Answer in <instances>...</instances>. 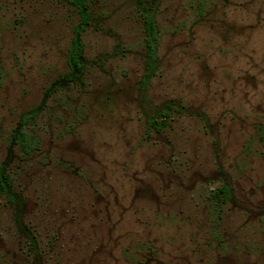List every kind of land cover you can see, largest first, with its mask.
<instances>
[{"label": "rangeland", "instance_id": "1", "mask_svg": "<svg viewBox=\"0 0 264 264\" xmlns=\"http://www.w3.org/2000/svg\"><path fill=\"white\" fill-rule=\"evenodd\" d=\"M82 3L0 0V264H264V0Z\"/></svg>", "mask_w": 264, "mask_h": 264}, {"label": "trees", "instance_id": "2", "mask_svg": "<svg viewBox=\"0 0 264 264\" xmlns=\"http://www.w3.org/2000/svg\"><path fill=\"white\" fill-rule=\"evenodd\" d=\"M69 2L72 3L73 5H78L80 7L83 5L82 3L83 0H69ZM150 26H151V37L156 38V32H155V28L153 24H151ZM82 50H83L82 45L80 43H75V48L71 51L70 56H69V64L74 69H78L80 67V56L82 55ZM151 125L155 127V129H160V126L158 122L156 121L151 122ZM19 137L22 140L24 151L26 153H29L31 149L33 148L34 141L24 133H20ZM8 189H9V177L1 173L0 174V191L4 193V192H7ZM222 193L227 196L228 190L225 189L222 191Z\"/></svg>", "mask_w": 264, "mask_h": 264}]
</instances>
